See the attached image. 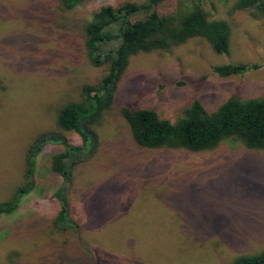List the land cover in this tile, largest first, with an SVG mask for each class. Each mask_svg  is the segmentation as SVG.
Instances as JSON below:
<instances>
[{
  "label": "rangeland",
  "instance_id": "1",
  "mask_svg": "<svg viewBox=\"0 0 264 264\" xmlns=\"http://www.w3.org/2000/svg\"><path fill=\"white\" fill-rule=\"evenodd\" d=\"M144 0H0V204L22 186L35 138V187L15 212L0 215V264H231L264 250V151L235 140L210 151L146 149L119 110L153 109L171 122L198 101L207 112L230 97L264 96V14L234 9L237 0H197L230 27L229 53L203 38L129 59L112 109L91 126V141L71 157L70 181L52 170L80 135L60 129L58 111L97 84L108 65H91L84 26L103 6ZM194 0H166L160 15L187 12ZM257 64L220 77L214 68ZM34 147V146H33ZM61 190L78 231L56 222Z\"/></svg>",
  "mask_w": 264,
  "mask_h": 264
},
{
  "label": "trees",
  "instance_id": "2",
  "mask_svg": "<svg viewBox=\"0 0 264 264\" xmlns=\"http://www.w3.org/2000/svg\"><path fill=\"white\" fill-rule=\"evenodd\" d=\"M81 0H60L63 8L71 10ZM166 0L127 2L117 7L103 6L92 14L84 26V44L91 65H108V73L95 85H85L78 101L64 105L57 113V126L78 133L82 147L69 145L60 139L64 151L52 160V170L65 182L70 181L72 156L81 153L91 141V126L100 123L114 102L117 84L129 59L139 53L170 51L192 38L205 39L214 53H229L230 27L224 20H212L194 0L187 12L160 15L158 6ZM234 9L252 10L264 14V0H237ZM257 64L223 65L214 68L220 77L239 75L257 69ZM121 117L127 123L135 143L146 149L185 150L191 153L210 151L222 142L235 140L249 150L264 151V96L241 100L230 97L216 110L207 112L198 101L183 110L176 121L160 118L153 109L131 110L121 108ZM49 140L38 135L28 150L24 181L11 200L0 204V215L15 212L21 199L33 191L36 156ZM59 202L56 222L64 231H78L69 215L68 203L61 190L53 195ZM231 264H264V250L258 254L241 255Z\"/></svg>",
  "mask_w": 264,
  "mask_h": 264
}]
</instances>
